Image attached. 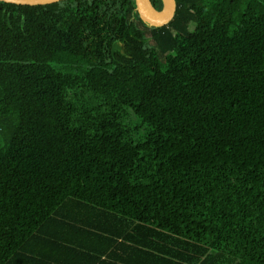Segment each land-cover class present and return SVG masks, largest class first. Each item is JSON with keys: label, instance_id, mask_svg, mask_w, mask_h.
Instances as JSON below:
<instances>
[{"label": "trees", "instance_id": "16d2710c", "mask_svg": "<svg viewBox=\"0 0 264 264\" xmlns=\"http://www.w3.org/2000/svg\"><path fill=\"white\" fill-rule=\"evenodd\" d=\"M175 3L0 0V264H264V0Z\"/></svg>", "mask_w": 264, "mask_h": 264}, {"label": "water", "instance_id": "95a60500", "mask_svg": "<svg viewBox=\"0 0 264 264\" xmlns=\"http://www.w3.org/2000/svg\"><path fill=\"white\" fill-rule=\"evenodd\" d=\"M16 4H47L60 0H2ZM141 18L152 25H165L174 16L176 11L175 0H162V9L157 10L151 0H135Z\"/></svg>", "mask_w": 264, "mask_h": 264}]
</instances>
